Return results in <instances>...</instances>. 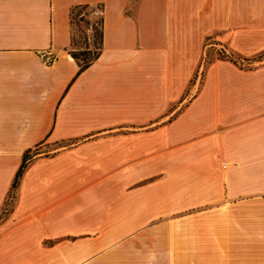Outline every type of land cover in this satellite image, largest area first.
Wrapping results in <instances>:
<instances>
[{"label":"crops","instance_id":"1","mask_svg":"<svg viewBox=\"0 0 264 264\" xmlns=\"http://www.w3.org/2000/svg\"><path fill=\"white\" fill-rule=\"evenodd\" d=\"M87 4L103 47L80 72ZM208 42L232 56L206 61ZM159 247L264 264V0H0V264Z\"/></svg>","mask_w":264,"mask_h":264},{"label":"rangeland","instance_id":"2","mask_svg":"<svg viewBox=\"0 0 264 264\" xmlns=\"http://www.w3.org/2000/svg\"><path fill=\"white\" fill-rule=\"evenodd\" d=\"M73 35L74 43L72 45V51H75L79 54L80 58L86 56L91 57L96 51L97 46H99L100 41V30H101V17L102 9L98 6H92L88 9H76L73 15ZM209 43V42H208ZM213 48L210 43L208 48H206V61H211L216 56L222 55L219 53L216 46ZM217 49V50H216ZM83 51H88L87 54H84ZM234 56V55H233ZM224 57V56H223ZM256 57L255 59H257ZM162 247H159L158 250L155 249V252H159L158 255H152L148 257V260L139 263V259L136 262H132L130 255L125 256L123 263L124 264H178V261H174V257H171L169 260L168 257L162 256ZM215 264H227L226 262L219 259L218 263Z\"/></svg>","mask_w":264,"mask_h":264},{"label":"trees","instance_id":"3","mask_svg":"<svg viewBox=\"0 0 264 264\" xmlns=\"http://www.w3.org/2000/svg\"><path fill=\"white\" fill-rule=\"evenodd\" d=\"M90 7H92V6L87 4V5H79L73 9V11H72V27H73L74 11L76 9L84 10V9H88ZM98 7H100L102 9V7L100 5H98ZM103 26H104V17L102 15V17H101V30H100V34H99L100 35L99 46H97L96 51L93 53V55L91 57H88L85 55V57L82 60L78 53H76L75 51H71L72 55L76 58V60L80 64V72L85 70L87 67H89L100 56V53H101L102 47H103V35H104ZM73 43H74V35L72 36V45H73ZM87 52L88 51H83L84 54H87ZM34 154H36V153H34ZM32 158H33L32 152L30 150L26 151L24 154V157H23L22 164H21V166H20V168L16 174L12 190L15 191L17 189V187L19 186L20 179L22 178L24 172L28 168L29 163L31 162Z\"/></svg>","mask_w":264,"mask_h":264},{"label":"built area","instance_id":"4","mask_svg":"<svg viewBox=\"0 0 264 264\" xmlns=\"http://www.w3.org/2000/svg\"><path fill=\"white\" fill-rule=\"evenodd\" d=\"M219 53L222 55V57L224 56L225 58H228L230 56H232V54L230 53V51L228 50V48L223 45V44H218L216 45Z\"/></svg>","mask_w":264,"mask_h":264}]
</instances>
